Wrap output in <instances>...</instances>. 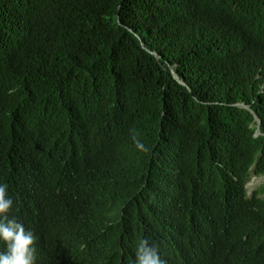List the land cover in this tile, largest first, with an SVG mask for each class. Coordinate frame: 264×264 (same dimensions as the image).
I'll return each instance as SVG.
<instances>
[{
  "label": "trees",
  "instance_id": "1",
  "mask_svg": "<svg viewBox=\"0 0 264 264\" xmlns=\"http://www.w3.org/2000/svg\"><path fill=\"white\" fill-rule=\"evenodd\" d=\"M253 178L264 0H0V184L35 264H135L145 238L264 264Z\"/></svg>",
  "mask_w": 264,
  "mask_h": 264
},
{
  "label": "clouds",
  "instance_id": "2",
  "mask_svg": "<svg viewBox=\"0 0 264 264\" xmlns=\"http://www.w3.org/2000/svg\"><path fill=\"white\" fill-rule=\"evenodd\" d=\"M9 185L0 184V241L6 250L0 252V264H35L37 237L26 231L23 224L8 214L13 199L8 192ZM135 264H166L161 259L157 246L150 245L147 238L142 239L136 249Z\"/></svg>",
  "mask_w": 264,
  "mask_h": 264
},
{
  "label": "rangeland",
  "instance_id": "3",
  "mask_svg": "<svg viewBox=\"0 0 264 264\" xmlns=\"http://www.w3.org/2000/svg\"><path fill=\"white\" fill-rule=\"evenodd\" d=\"M261 186H264V178H253L247 188L248 195L252 196V194Z\"/></svg>",
  "mask_w": 264,
  "mask_h": 264
},
{
  "label": "water",
  "instance_id": "4",
  "mask_svg": "<svg viewBox=\"0 0 264 264\" xmlns=\"http://www.w3.org/2000/svg\"><path fill=\"white\" fill-rule=\"evenodd\" d=\"M173 74L175 75V71L173 70ZM176 79L178 80V77L175 75ZM182 83V82H181Z\"/></svg>",
  "mask_w": 264,
  "mask_h": 264
}]
</instances>
